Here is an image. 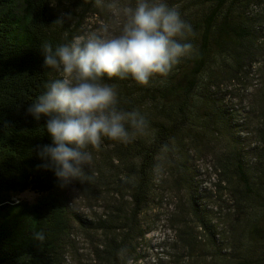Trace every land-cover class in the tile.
<instances>
[{"label": "trees", "instance_id": "obj_1", "mask_svg": "<svg viewBox=\"0 0 264 264\" xmlns=\"http://www.w3.org/2000/svg\"><path fill=\"white\" fill-rule=\"evenodd\" d=\"M166 2L191 25L194 36L189 42L195 51L166 78L154 77L146 86L130 76L103 78L117 90V108L139 111L149 128L128 142L112 143L114 160L125 171L116 183L117 193L129 199V206L116 212L109 224L98 223L104 244L93 251L95 259L128 264L137 255L148 233L141 214L149 206L151 174L162 151L188 144L185 150L198 155L225 135L236 146L213 159L217 187L228 186L235 209L230 222L233 252L226 264H264V82L247 110L235 111L226 101L233 92L223 93L234 85L247 91L250 69L264 57V0ZM96 4L97 0H0V264H64L65 237L72 228L66 184L43 167L46 161L38 155L44 145L52 144L46 132L48 117L37 121L27 110L47 83L60 78L58 71L44 67L43 44L55 49L81 36ZM60 19L63 24H55ZM251 110L254 125L247 122ZM250 135L254 144L247 152L244 140ZM84 172L92 177L85 168ZM75 182L85 196L91 194L92 179ZM196 187L190 193V210L197 227L211 233L215 246L211 226L197 207ZM25 192L44 196L31 204L14 203L12 198ZM188 228L181 224L174 231L183 247L192 248L197 237ZM37 232L44 234L43 242L33 238Z\"/></svg>", "mask_w": 264, "mask_h": 264}, {"label": "rangeland", "instance_id": "obj_2", "mask_svg": "<svg viewBox=\"0 0 264 264\" xmlns=\"http://www.w3.org/2000/svg\"><path fill=\"white\" fill-rule=\"evenodd\" d=\"M135 3L136 0H105L96 4V11L90 13L84 21L81 36L86 37L97 32L105 25L109 27L111 34H118L124 22L121 9L127 6L134 7ZM110 4H114L115 7H109ZM253 12L256 13L257 9L253 8ZM262 35L264 36V29ZM259 60L251 67L246 78L247 91H241V88L235 85L233 89L227 87L223 91L233 92L227 96L226 101L235 111L241 109L240 107L247 110L248 103L254 105L252 99L264 82V57ZM103 78L102 82L107 83ZM247 115L248 124L250 122L254 125L256 122L252 120L253 110ZM248 138L250 139L244 140L247 152L250 151L251 144H254L251 135ZM215 142L213 146L207 144L206 151L201 148L198 155L185 150L189 147L188 144H185L184 148L174 145L159 154L151 174L149 186L151 200L141 214L143 227L148 233L143 241L138 242L137 255L131 258L128 264L227 263L229 255L233 252L230 222L234 221L235 209L228 186L220 190L217 187L218 177L214 161L216 157L218 158L217 155H222L223 151L235 143L225 135L220 136ZM112 143L113 141L104 138L98 149L89 148L93 153V161L90 166L84 168L92 173L94 188L91 194L85 196L78 189L75 180L65 186L66 198L72 210V228L69 229V237H65V245L68 246L63 259L64 264H102L95 259L93 252L104 244L103 235L100 236L97 232V225L102 221H106V225L109 224V220L116 212L125 211L129 206V199L117 193L116 183L121 180L125 171L120 163L114 160ZM196 175L198 177L193 180ZM196 185L199 186L200 193V199L196 201L197 207L203 210L204 221L211 226L215 246L212 245L211 233L197 227V220L190 210V193ZM123 194L126 195V192ZM43 196L25 192L12 199L14 203L19 201L31 204ZM73 214L80 221L74 219ZM181 224L187 225L189 232L197 237V243L192 248L183 247L176 238L174 229Z\"/></svg>", "mask_w": 264, "mask_h": 264}, {"label": "clouds", "instance_id": "obj_3", "mask_svg": "<svg viewBox=\"0 0 264 264\" xmlns=\"http://www.w3.org/2000/svg\"><path fill=\"white\" fill-rule=\"evenodd\" d=\"M121 12L124 22L118 34L105 25L55 49L50 43L42 46L44 67L58 71L60 78L47 83L27 111L37 121L48 117L46 132L52 144L44 145L38 155L46 161L43 167L51 168L64 184L92 179L84 172L93 161L89 148L98 149L104 138L128 142L149 128L139 111L117 108V90L102 78L130 76L146 86L154 77L166 78L195 51L189 42L194 36L191 25L166 0H136L134 7ZM55 24H63V19ZM33 238L43 242L45 236L37 232Z\"/></svg>", "mask_w": 264, "mask_h": 264}]
</instances>
